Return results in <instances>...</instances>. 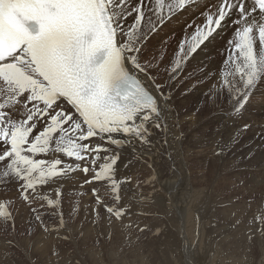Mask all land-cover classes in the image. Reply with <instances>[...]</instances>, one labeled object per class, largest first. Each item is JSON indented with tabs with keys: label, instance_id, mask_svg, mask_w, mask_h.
<instances>
[{
	"label": "bare ground",
	"instance_id": "6f19581e",
	"mask_svg": "<svg viewBox=\"0 0 264 264\" xmlns=\"http://www.w3.org/2000/svg\"><path fill=\"white\" fill-rule=\"evenodd\" d=\"M110 2H111V6H112L111 13H112L114 21L116 23V27H117V31H118V35H119L120 52H121V54H122V56H123V58L125 60L126 66L128 68V71H129V73L132 76H135V77L139 78L148 87V89L151 91V93L154 94L157 97V99H158L157 107H156V109L146 108V109L142 110L141 112L135 114L132 117V121L129 122L126 131L124 130V126H122V128L119 129L118 132L108 135V134L93 132L90 129V127H88L83 122V120L75 113L73 108L69 104L64 102V101H60L59 103H57L56 106L53 107L51 110H49L47 108V106H46V108H47L46 111L49 110L47 118L46 119L36 118V121L32 125L35 129H34V133L31 135V137H37L38 138L39 135L37 133L39 131H43V133H45L46 130H50V127L52 128L51 124H52L54 119L58 120V118H60L61 120L57 121V123L53 126V129H52V130H54V128L59 129L58 133L55 134V135H50V136L48 135L49 136L48 141L50 143L49 144L47 143L48 147L46 149L44 148L45 149L44 150V154L36 157V158H39L41 161L47 162L44 166L42 165L43 167L41 166L42 168L40 167L41 171H43V169H46V168L50 169L52 167L51 163L54 164L55 161L60 159L62 162H65L66 165H67V172L66 173L71 172V175H72V172L76 168L75 171H77L80 174V177H84L85 174H81V172L84 169L80 172L78 170V168L76 167L78 163L77 162L74 163L75 160L74 161H72V160L67 161V160H65L63 158L62 154H60L61 157H59L60 150L63 149L62 152L64 153L65 152L64 148L66 149V147H68L66 151L71 153V151L74 150V147H81V146L85 145V143H80L81 140H83L88 145H90L91 150L92 149L94 150V147L96 146V144L101 142L102 144H105L108 147L107 149H114V151H115V149H117L120 152H123L122 155L123 156L125 155V156H124L123 160L120 163V167H121L120 170L121 171L127 172V173H131V172H140L141 170H143L145 172L148 171L149 173H153V174L156 175L157 182H159V184H160V187L157 188V189H159V191H162L163 195L164 194H166V195H164L165 196L164 199L163 198L162 199L159 198L158 200L155 199V201L152 202L154 205L150 204V206H152V209L153 208H157V211H159V214H161V217L163 218V221L167 220L169 222H172V227L174 228V230H176V232L179 235H181L182 237L184 236L183 238L185 240V244H187L186 248L190 247V249H188L189 250L188 252H192V250L194 249L193 247L197 246L198 249L200 248V244L195 246V244L193 243L194 240H195V237L197 239V237L200 236L199 243H201V241L204 240L206 235H209L208 233H211V235L217 234L216 236H221L222 237V238L220 237L221 239L217 242V244H219L221 246V250L223 249L225 252H227V253H229L231 255L232 254H234V255L235 254H239L238 252H239V250L241 248L240 245H241V243L243 241H244V243H246L250 239H252L256 243L259 242V238L257 236L259 235V229L261 228L262 225L264 226V224H263V222H260L261 223V225H260V223L258 221L257 222L255 221V225L247 224L248 225L247 226V225H245L243 223L244 226H240L239 223H241V222H239L238 225L240 227L234 229L236 227L235 224L237 222L235 224L233 223L235 219H233L232 214H230V211H228V210L231 209V207L229 205H223V208L217 209L218 208L217 206H220V205H218L216 200L215 201H212V200H213L215 194L218 191L220 192V190L222 188H223V190H225V188L223 186H221L222 184L219 185L221 188H218L217 187L218 184H216V182H218V181L222 182L221 178H223L227 173H230V172H228L229 171L228 167H226V166L224 167L222 161H226V160L221 159L222 158L221 155L224 152V143L226 145H231L233 143V139H232L233 132H234L233 130H234V128H238L239 126H244L245 125L244 128H250V131H249L250 133H247L246 137H247V139H250L251 141H253V143L249 144L248 147L251 148V149L248 150V152L246 153L245 156H247V154L249 152H251L253 149H255L256 147H259L261 145L260 146L261 148L259 147L258 149L259 150L263 149V150H261L259 152L258 158L256 157L257 158L256 165L258 166V170L263 171V172L257 173L258 175L246 174V176L229 174L227 178H228V180L237 181L236 186L238 185V187L240 186V188H242L241 182L244 181L245 182V186L249 185V187H248L249 191H252V190L254 191L255 189H257L259 183L264 181V142H261L259 144V141H260V137H259L260 135L259 134H261V136L264 138V120H260L261 123H260V125L258 124L259 125V127H258V126H255L254 124H250V122H249L250 119L247 122V119H245L246 117L241 118V117H239L240 115H238L237 113L235 114L233 112H230L227 115L225 114V116H222L221 113H220V114H217L216 116H213V120H212L213 127H212V130H211V135L209 137H206L205 134L201 133V131L204 129V126H202V122L203 121H200V119H197L199 116H196V114L194 112H192V113L185 112L184 114H182V116L178 113L179 109H180V111L182 109L187 110L188 107L190 105H192V101L194 100V98H197V97L199 98V97H201L202 94H199V93L197 95L194 94L195 96L192 99L189 97L190 95L187 96V97H181V94H178L179 98L175 102V106L177 108H175L174 102H173V100L171 98L170 91H174V90L178 89V86H179V84H178V82H179L178 80L179 79L178 78L181 77V75L184 74L185 69L187 68L188 64H190V65L192 64L193 66L194 65L198 66V64H199V66H200V64L202 63L201 66H203L205 68V71L207 73H210V74L213 73V76L215 77V82H214L215 88H213L214 90L211 89V90H213L212 94H213L214 98L217 97V98H219L218 101L222 102V99H224V95H225L223 93V91L225 89L226 83L230 82V85L231 84L233 85V83H234L233 79L235 78V79H237L235 81H238V79H239L244 84H247V83H249L250 78H251L252 73H253L254 70L259 71L260 69H262L261 72L264 73V45L262 44V42L258 41V44L254 46V50H255V57L254 58L250 57L249 59H247V58H245V56L243 54H238V53H236V56H234L233 55L234 52H233V54H230L228 52V48L227 47L229 46V44L231 42H233V40L230 39V37L224 38V36L226 35L224 32L226 30H230L229 24H227L220 31H218L216 35L211 37L209 39V41H207L203 46H200V43L205 39V36H204L205 29H203V36H201L202 40L200 42H198L199 31L197 29H195L194 26L196 24L200 25V21H201L200 16H201V14H203V19H204L202 25L206 24L207 15L213 13V10L215 8L216 0L209 1V2L205 3V5H197L196 7H192V8L186 9L183 13H181L177 17L171 19L167 23H164V20H165V18H167L169 15H171L172 13H174L178 9V7H179L178 0H165V7H163V2L160 1V0H151V1L143 0L142 7H140L141 0H110ZM187 19H190L191 23H188L190 25L185 28L186 23H184V21L187 20ZM159 24H161V26H160V28L158 30H156L157 27L159 26ZM169 29L173 30L172 32H170L171 35L170 34L164 35V32L165 31L167 32V30H169ZM231 31H233V30H231ZM227 33L230 34L229 32H227ZM168 35H170V36H168ZM234 41H235V39H234ZM177 59H180L179 61L181 62L179 64V66H176V64H175L177 62ZM235 59H237V60H235ZM253 60H255V63H252ZM256 60H257V62H256ZM184 61L186 62V67H184V69H183L181 67V64ZM260 64H261V66H260ZM234 65H238V68H240L239 69L240 73L238 72V73L234 74V71H235V66ZM227 66H229V67H227ZM23 69L26 70V72H28L30 74H31V72H33V68L30 66L29 63H25L23 65ZM223 70H228L227 71L228 73L225 74V75L228 76L227 77L228 79L224 78L226 76L223 75ZM150 71H152L156 75H158V77L160 78L161 82L165 86L164 90L151 77ZM230 74H232V75H230ZM183 79H184V77H183ZM212 79H214V78H212ZM0 80H2V79H0ZM196 80H197V78H196ZM203 80H204V78H203ZM206 80H209V79L207 78ZM184 81H185V79H184ZM187 81H189V80H187ZM194 81H195V79H194ZM180 82H182V81H180ZM198 82H201V80H199ZM262 82L264 83V79L262 80ZM4 85H7V84L5 83ZM4 85H0V88H1V86H4ZM235 85H237V84H235ZM239 85H241V84L238 83V86ZM182 86L181 87L179 86L180 87L179 89H181ZM262 86L264 87V84ZM211 87H213L212 84H211ZM226 88H227V86H226ZM236 88H237V86H236ZM203 89H204V87H203ZM209 89H210V87L208 88V91H209ZM233 89H235V88H233ZM227 91H229V90H227ZM232 91H234V90H232ZM263 91H264V89H261V90L259 89L258 93L262 94ZM47 94H48L47 91H46L45 94H43V93L40 94L39 92H34V94L30 93L26 98H22L21 99L22 101H20L21 104H22V107L19 106V108H20L19 117H22V114H26V117H27L28 108H31L29 111H32L33 109L36 110V109L44 107V104L41 103L42 102L41 99H42V95H45V97H46ZM20 95H22V94H20ZM203 96H205V95H203ZM189 98L191 100L188 101ZM203 98H205V97H203ZM201 99L202 98L198 99L195 102V106H197V109H200V110L202 109V111H203L204 103H203V99L202 100ZM227 99H228V101L230 100L229 98H227ZM208 103H210V102H208ZM223 103H224V101H223ZM240 104H242V103H240ZM206 105H205V108H206ZM200 106H203V107H200ZM220 109H221V107H220ZM16 110L18 111V108H17V106L14 105V111L17 112ZM191 110H193V109H191ZM238 110H239V108H238ZM260 110L261 111L263 110L262 113H264L263 106H261ZM235 111H237V110H235ZM41 113H42V111H41ZM211 113H212V110H211ZM260 114H261V112L258 115H260ZM56 115L58 117H56ZM245 116H247V115H245ZM190 118H191V121H192V122H190L191 126H189V127L186 126L188 128V130H186L185 129L186 127L184 126V124H185L184 120H187V119L189 120ZM192 118H193V120H192ZM242 119H244V121ZM246 124H250V125L247 127ZM188 125H190V124H188ZM45 127H48V128H45ZM208 128H209V126H208ZM218 129L220 130V132H217ZM88 130L89 131L91 130L93 132V134L96 136V138H94V139L93 138H88V141H87L86 140V138H87L86 134H87ZM235 132H234V134H235ZM27 133H29V132H27ZM46 137H47V135H46ZM46 137L42 136V139L46 140ZM234 138H235V136H234ZM244 140H245V138H244ZM206 144H208L210 152L213 151L215 153L214 156L208 155L207 151H205V150L198 149V148H200L201 145L203 147ZM241 145L244 146L245 144H241ZM252 145L254 146L253 148H252ZM241 148H243V147H241ZM5 150L7 152L8 149H5ZM196 150H198V151H196ZM89 152L90 151L87 148H84L83 150H81V154H88ZM94 152H92V153H93V155L95 157L100 156V155H95L96 152L95 153ZM233 153H235L237 158L239 159V156L241 154H237V149H234L231 152V154H230V156L228 158L232 159L233 156H234ZM255 153H257V151ZM72 156H73V154H72ZM245 156H243V157L246 158ZM81 157H82L81 160L85 162V164L83 166H85L87 164H89V166H90L91 160H90V162L86 161L87 159L83 158L84 155L83 156L81 155ZM65 158L67 159V157H65ZM91 158H93V157H91ZM256 158H254V160H256ZM106 159H108V158H106ZM216 159L220 160V161H218V163L215 164V169H209V172L212 173V176H209V174H207V175L203 174V176H199L198 175L199 178H195V175L192 176L193 178H189L188 177L187 170H188L189 167L190 168L193 167V165L195 164V161H198V164L200 166L205 167L206 162H208V161L209 162H213V160H216ZM103 160L105 162V159H103ZM243 160H245V159H243ZM9 161H10V159L7 162H9ZM62 162H61V164H62ZM117 163H119V162H117ZM247 163H248V161H247ZM103 164H105V163H103ZM62 165H65V164H62ZM100 165H101V163H100ZM102 167H104V166H102ZM2 171H3V169L0 170V179H4L5 178L3 173H2ZM89 171L92 172V170H90V169H89ZM116 171L114 172V174L116 173ZM38 172H39V170H38ZM47 174H48V171H47L46 174H43L44 175L43 177H38L40 175V172H39L38 176H37L38 179H39V186L40 185L43 186V187L46 186L45 187V192L48 191L47 188H49V187H47V186L51 185V182H50L51 180L49 178L50 174L49 175H47ZM115 176H117V175H115ZM1 177H4V178H1ZM121 177H123V174H122ZM123 178H125V177H123ZM153 178H155V177H153ZM69 179H72V180H69ZM69 179L66 181V183L70 184V182L72 183V182L75 181L73 178L69 177ZM145 179L149 180L151 178H149V179L145 178ZM187 179H188V181H187ZM215 179H216V182H215ZM32 180L34 181V178ZM53 180H55V179L53 178ZM79 180H81V179H79ZM60 181H62V180H60ZM205 181L207 182V186L197 189L198 186H196V185H199V187H200L202 184H205ZM62 182H60V183H62ZM116 182H118V181H116ZM18 185L19 184H17V186ZM53 186H55V185H52V187ZM57 186L58 185H56V187ZM262 186H264V185H262ZM12 188H13V182H11L9 179L6 180L3 184H0V200H1V197L3 198L4 196H6L8 198L13 197L12 191H11ZM65 188L67 189V184H66ZM92 188H90V189H92ZM97 188H98V186H97ZM124 188H125V190H121L122 191L121 195L123 196V194H124V199L126 198L127 200H124V202L122 201L123 203L127 202L129 204H132V206H133V204H135V205H138V204L145 205L144 203H148V199L146 200L144 197L146 195L148 196L151 193L149 190H145V191H143V193L139 192V191H134L133 189H131V186H129L128 184ZM261 188H259V189H261ZM57 189H58V187H57ZM71 189H73V187ZM84 189H86V188H84ZM104 189H106V188H104ZM75 190H76V188H75ZM106 190H108V189H106ZM41 191H43V190H41ZM68 191H69V188H68ZM36 192H38V190ZM78 192H81V191H78ZM56 193H57V191L55 192V194ZM254 193H256V192H254ZM52 194L50 196H52ZM55 194H53V195H55ZM119 194H120V192H119ZM171 194L173 195V198H175V201L176 200L181 201L183 203V204H181V207L184 206L185 208H183V209H181V207L178 208L179 205L177 207H174L172 205V203H174V202L171 199V197H172ZM250 194H252V193H250ZM56 195H58V194H56ZM206 195H207V197H205ZM47 196H49L48 193H47ZM58 196H61V195H58ZM141 197L144 198V199L142 198L144 200L143 203H140V202H142ZM53 198H55V197H53ZM58 198H60V197H58ZM122 199H123V197H122ZM52 201H51V203H52ZM56 201L59 202L58 200H56ZM211 201H212V203H211ZM229 201L232 203L234 200L233 201L229 200ZM53 202H55V201H53ZM256 202L259 203L260 201L258 200ZM89 203L90 202H88V204ZM19 204L21 205V203H19ZM239 205H240V203H239ZM122 206H123V204H122ZM122 206H121V209L124 208V207L122 208ZM16 207H18V206H16ZM99 207L101 208V206H99ZM246 207H248V206H246ZM57 208H59V207H57ZM126 208H124V210ZM239 208H240V206H239ZM17 209H21V208H17ZM53 209L55 210L54 207H53ZM53 209H51V210L53 211ZM128 209L131 210L130 208H128ZM134 209H136L135 206H133V210ZM102 210H103V207H102ZM143 210H144V208H143ZM23 211H24V208H23ZM96 211L97 210H95V212ZM152 211H154V210H152ZM243 211H245V210L243 209ZM24 212H26V211H24ZM92 212H93V210H92ZM95 212H93V213H95ZM123 212H125V211H123ZM131 212L129 211V213H131ZM135 212H136V210H135ZM211 212L213 214H215V213L217 214L218 219H220V224H219L218 229H213V230L208 231V230H206V226L208 225L206 222H207V217L209 215L207 213H211ZM251 212H252V209H251ZM254 212H252V213H254ZM16 213H18V212H16ZM99 213H101V212H99ZM231 213H233V212L231 211ZM247 213H248V211H247ZM25 214H27V213L22 214V216H25ZM244 214H246V213H244ZM244 214L242 216H245ZM28 215H29V213H28ZM124 215H126V214H124ZM241 215H239L240 218H241ZM138 216H139V214H138ZM210 216H211V214H210ZM210 216H209V218H210ZM253 216H256V214L253 215ZM19 217H20V215H19ZM107 217H108V215H106V219H107ZM172 217L174 218L173 220H171ZM239 217H238V219H239ZM251 217L252 216H251V213H250V218ZM22 218H24V217H22ZM115 218H113V219H115ZM121 218H123V217H121ZM158 219H160V218H158ZM253 219H257V218H253ZM18 220H16V222H18ZM29 220L28 221H27V219L25 220V221H27L26 224L27 223L30 224V222H32V221L29 222ZM120 220H122V219H120ZM236 220H237V218H236ZM250 220L248 221V223L250 222ZM240 221H242V220H240ZM114 222L116 223L115 220H114ZM92 224L95 225V223H92ZM92 224H90V225H92ZM233 224H234V228L232 227ZM19 225H21V224H19ZM114 225L115 224H113V226ZM198 225L199 226L201 225V227H199V230H197V226ZM212 225H214V223ZM212 225H210V226H212ZM113 226H112V228H113ZM152 227H153V225H152ZM64 228H66V227H64ZM161 228H163V227H161ZM219 228L221 230H219ZM200 229H201V235H199L200 233L197 234V231L200 232ZM207 229H208V227H207ZM57 230H59V229H57ZM88 230H90V229H88ZM105 230H107V229H105ZM91 231H92V228H91ZM53 232L57 233V231H53ZM53 232H51V233H53ZM72 232H73V229H72ZM79 232L81 233V231H79ZM79 232H78V234H80ZM88 232H90V231H88ZM97 232H99V231H97ZM97 232L95 233L96 235H97ZM101 232H102L101 234H103V231H101ZM85 233H87V232H85ZM85 233L83 235H85ZM113 233H117V231H115ZM41 234H43V233H41ZM59 234H60V231H59ZM74 234H75V232H74ZM93 234H94V232H93ZM93 234H91V232H90V235H93ZM182 234H184V235H182ZM109 235L110 234L108 233V236ZM119 235L122 236V234H119ZM46 236H48V235H46ZM61 236H63V235H61ZM104 236H103V238H104ZM113 236H115V235H113ZM124 236H126V235H124ZM165 236H166V234H165ZM36 237H38V235ZM85 237H86V235H85ZM85 237L83 239H85ZM97 237L98 236H96V238ZM99 237H100V235H99ZM110 237H112V236H110ZM42 238L43 237H41L40 239H42ZM86 238H89V234H88V237H86ZM123 239H124V237H123ZM34 240H36V239H34ZM49 240H50V238H49ZM37 241H38V239H37ZM115 241H116V238H115ZM183 241H181V242H183ZM27 242H29V239H28ZM42 242H44L43 239H42ZM196 242H198V241H196ZM234 242L237 243L238 245H237V247H235L233 245L236 249H235V251H232L231 245ZM46 243H47V241H46ZM122 243H123V241H122ZM190 243H191V245H190ZM254 243H252V244H254ZM262 244L264 245V243H262ZM262 244L261 245L256 244V246L259 245V247H260L259 249H261V252H262V255H263L264 254V248H262V246H263ZM35 245L37 246L38 249H42L40 251L36 250V252H38V253L45 252V254H46V252L48 250L50 251V248H51V246H50V248L48 247L49 245L45 248L46 244L41 243V242H37V243H35ZM120 245H122V244H120ZM242 245H243L244 248H241V251H240L241 253L240 254H247L248 248L250 247V243H249V246L247 245L248 248H247V246L245 247L246 244L245 245L242 244ZM53 246H52V248H53ZM181 246H183V245H181ZM186 248H185V250H186ZM197 250H196V254H197ZM193 251H195V250H193ZM52 252H53V250H52ZM116 252H115V254H118V252L117 253ZM250 253H253V252L250 251ZM156 255L157 254H155V256ZM93 256H94V254H93ZM88 258L91 259L93 262H95L97 260L96 256L95 257H91L90 256ZM162 258L160 259V261L162 260ZM142 260L143 259H141V261ZM169 260H171V259H169ZM162 262H164V260ZM240 263H242V261ZM261 263H262V261H261ZM122 264H125V263H122Z\"/></svg>",
	"mask_w": 264,
	"mask_h": 264
},
{
	"label": "rangeland",
	"instance_id": "374dc122",
	"mask_svg": "<svg viewBox=\"0 0 264 264\" xmlns=\"http://www.w3.org/2000/svg\"><path fill=\"white\" fill-rule=\"evenodd\" d=\"M200 19H201L200 25L196 24L194 26L195 29H197L199 31L198 42H200L202 40L201 36H203V29H202V23L204 20L203 14H201ZM184 23H186V25H185V28H186L190 25L188 23H191V20L187 19L184 21ZM172 31L173 30L169 29V30H167V32L166 31L164 32V35L170 34V32H172ZM228 31L230 33L231 28H230V30H226L224 32L226 34L224 36V38L230 37V39H232V37H234L232 35L235 33L232 32V33L228 34L227 33ZM170 35H168V36H170ZM234 39H235V37H234ZM231 46L228 49L229 52H231L233 50V46L232 47ZM233 52L234 51H232V53H230V54H233ZM233 55L236 56V52H234ZM179 60L180 59H177V62L175 63L176 66H179V64L181 63ZM235 60H237V59H235ZM256 62H257V60H256ZM201 64H200V66H199V64H198V66H196V65L193 66L192 64L191 65L188 64L187 68L185 69L184 74L178 78L179 79L178 84L180 87L183 85L182 88L179 89L180 87L178 86V89H176L174 91H170V94H171V98L174 102V106H175L176 100L179 98L178 94H181V97H187L190 95L189 97L191 99L194 98V96L197 95L198 93L202 94L201 97H199V98L197 97V98L203 99L204 107L200 106V107H203V111H202V109L201 110L197 109V106H195V102L198 99L194 98V100L192 101V105H190L188 107L189 110L186 108L187 110L182 109L180 111V109H179L178 113L182 116V114H184L185 112H188V113L194 112L196 114V116H199L197 119H200V121H203L202 126H204V129L201 131V133L205 134L206 137H209L211 135V130L213 127V125H212L213 116H216L217 114H220V113L222 116H225V114L227 115L230 112H233L235 114L237 113L238 115H240L239 117H241V118L246 117L245 119H247V122L250 119L249 120L250 124H254L255 126L259 127V125L261 123L260 120H264V113H262L263 110L262 111L260 110L261 106H263V109H264V91L262 94L258 93L259 89L260 90L264 89V87L262 86L264 84L262 82V80L264 79V73L261 72L262 69H260L259 71L254 70L252 73V76L250 78V81L247 84H244L239 79H238V81H235V80H237L235 78L233 79L234 80L233 85L232 84L230 85V82L226 83L227 88L225 86V89L223 91V93L225 95L223 94L224 99L221 98L222 99V102H221V101H218L219 98H217V97L214 98V96L212 94V92L214 90L213 88H215V84H214L215 77L213 76V73H211V74L207 73L205 71V68L203 66H201ZM234 66H235L234 74H236L239 72L240 68H238V65H234ZM260 66H261V64H260ZM181 67L183 69H184V67H186L185 61L181 64ZM227 67H229V66H227ZM227 71L228 70H223V75L226 76V77H224L225 79L228 77L227 75H225L228 73ZM150 73H151V77L155 80V82L158 85H160L162 87V89L164 90L165 86L161 82L158 75H156L152 71H150ZM230 75H232V74H230ZM183 77H184L186 82L184 81ZM196 78H197V80H196ZM203 78H204V80H203ZM207 78L210 81L206 80ZM212 78H214V79H212ZM194 79H195V81H194ZM187 80H189V81H187ZM199 80H201V82H198ZM180 81H182V82H180ZM1 82H2V80H0V85H3ZM238 83L241 84L242 86L241 85L238 86ZM211 84L213 85V87H211ZM235 84H237V85H235ZM208 86L210 87L209 91H208V88H209ZM236 86L238 89L236 88ZM203 87H204V89H203ZM233 88H235V89H233ZM211 89H213V90H211ZM227 90H229V91H227ZM232 90H234V91H232ZM17 93L19 95L21 94L18 91H17ZM32 93L34 94V92H32ZM3 94H4V92H2L0 94V105H4V100H3L4 97L2 96ZM22 95H24V94H22ZM203 95H205V96H203ZM44 97H45V95L42 97L41 100H43ZM203 97H205V98H203ZM190 98L188 99V101L191 100ZM227 98H229L230 100L228 101ZM6 100H8L9 102H12L11 97H8ZM20 101H22V100H20ZM223 101H224V103H223ZM208 102H210V103H208ZM240 103H242V104H240ZM205 105H206V108H205ZM15 106H17V108H18V111L16 110L17 112H15V113L17 114V116H19V114H20L19 106L22 107V104L20 102L19 104H16ZM220 107H221V109H220ZM175 108H177V107L175 106ZM238 108H239V110H238ZM30 109L31 108H28V112ZM191 109H193V110H191ZM33 110H35V109H33ZM44 110H45V108L43 107L39 111V113H38L39 117L44 118V116H43ZM211 110H212V113H211ZM235 110H237V111H235ZM41 111H42V114H41ZM260 112H261V114L258 115ZM245 115H247V116H245ZM19 118L25 119L27 117H26V114H22V117H19ZM192 120H193V118H192ZM242 120L244 121V119H242ZM190 122H192L191 118L189 120L188 119L184 120V123H185L184 126L185 127L191 126ZM10 123H11L10 126L12 129H18L17 124L15 122L11 121ZM188 124H190V125H188ZM250 124H246V126L248 127ZM208 126H209V128H208ZM244 126H239L238 128H234L233 131L234 132L236 130L237 131L235 132V134L233 132V137H232L233 143L231 145H226L224 143V152L221 155L222 156L221 159L226 160V161H222V163H223L224 167L225 166L228 167V170H229L228 172H230V173H227L223 178H221L222 182H220V181L216 182V179H215L216 184H218L217 187L221 188L219 185L222 184L221 186H223L225 188V190H223V188H222L220 190V192L218 191L212 200V201L216 200L218 205H220V206H217L218 207L217 209L223 208V205H229L231 207V209L228 211H230V214H232L233 219L236 220V218H237V220L236 221L234 220V222H233L234 224L237 222L236 223L237 225L235 224L236 227L234 228V224L232 225V227L234 229H236L240 226H244L243 223L245 225H247V224L255 225V221L256 222L258 221L259 223L263 222V224H264V186H262V185H264L263 184L264 181L259 183L257 189H255L254 191L253 190L249 191L248 190L249 185L245 186L244 181L241 182L242 188H240V186L239 187H238V185L236 186L237 181L228 180V178H227L229 174L246 176V174L258 175L257 173L263 172V171L258 170V166L256 165L258 154L261 150H263V149H260V150L258 149L261 145L259 147H256L255 149H253L254 151L252 150L254 153L257 151V153L254 154L251 151L247 154V156H245L246 153L248 152V150L251 149L248 147L249 144L253 143V141H251L250 139H247L246 136H247V133H250L249 132L250 128H244ZM30 127H32V124L30 125ZM187 127L185 128L186 130H188ZM51 129L47 130L45 134L43 133V131H39L37 133L39 135L38 138L40 139L39 140L36 137L38 144L34 143V142L32 143V137L30 136V134H32V133H30V130H29V133H27L28 131L27 132L25 131L24 134L27 133L29 135H25L26 137H23V138H25V140L29 141L30 145L24 153L23 161L21 162V160H20V162H19V161H17V159L14 160L13 158H10L9 162H7L9 160L8 159L7 161L0 163V170L3 169L2 173L5 177V178L1 177L4 179H0V184H3L8 179L11 182H13V188L11 190L13 197L8 198V197L4 196L3 198L1 197V200H0V222H1L0 223V254H1L0 255V258H1L0 264H92V263L93 264H122V263H125V264H139V263L140 264H144V263L145 264H155V263L156 264H158V263L159 264H171V263L172 264H191V263L192 264H264V261H263L264 260V254L262 255L261 249H259L260 248L259 245L264 243V226L263 225L259 229V235L257 236L259 238L258 243H256L252 239H250L248 241L250 243V247H249L250 249L248 248V246H249L248 242L244 243V241H243L241 243V245H240L241 248H244L242 244H244V245L246 244L245 247L248 245L247 246V248H248L247 254L248 255L247 254H240L241 248L238 252L239 254H235V255L234 254L231 255V254L225 252L223 249L221 250V246L219 244H217V242L222 237L216 236L217 234L211 235V233H208L209 235H206V237L204 238L203 241H201V243H199L200 236L197 237V239L195 237V240L193 243L195 244V246L200 244V248L198 249V247L196 246V247H193L194 248L193 250H195V251L192 250V252H188L189 251L188 249H190V247L186 248L187 244H185V240L183 238L184 236L182 237L181 235H179L176 232V230H174V228L172 227V222H169L167 220L163 221V218L161 217V214H159V211H157V208L152 209V206H150V204L154 205L152 202H154L155 199L156 200H158L159 198L164 199V197H165L164 195H166V194L163 195V192L159 191V189H157L160 187V184H159V182H157L156 175L153 173H149L148 171L145 172L143 170H141L140 172H131V173L121 171L120 170L121 169L120 163L125 156V155L124 156L122 155L123 152H120L117 149H115V151H114V149H107L108 147L105 144H102L101 142L96 144V146L94 147V150L93 149L91 150L90 145H88L86 142L81 140L80 143H85V145L81 146V147H74V150L71 151V153H70L71 155L73 154V157L75 156L74 157V160H75L74 163H76V162L78 163L76 166L78 168V170L81 172L84 169L81 172V174H85L84 177H80V174L77 171H75L76 168L72 172V175H71V172L66 173L67 172V165L65 162H62L60 159L57 160L58 163L57 162L54 164L51 163L52 167L50 169H48V168H46L47 170L43 169L44 172L41 171V168L47 162L41 161L39 158H36V157H35L34 161H35V164L38 163V166L31 167V168L26 167V166L32 165V157L33 156H35L38 153L44 154V150L48 147L47 145L50 143L48 141L49 136L52 135L51 134L52 132L55 133V131L58 130V129H56V130H51ZM217 132H220V130L218 129ZM46 135H47V137H46ZM259 135H260L259 136L260 137L259 144H260L261 142H264V138L261 136V134H259ZM42 136L46 137V140H43ZM234 136H235V138H234ZM0 137H1V131H0ZM86 137H87L86 138L87 141H88V138H93V139L96 138V136L93 134V132L91 130L90 131L88 130ZM244 138H245V140H244ZM36 139L34 138L33 140H36ZM241 144H245V145L242 146ZM253 145H252V148L254 147ZM34 146H37V150L35 151V153H31ZM241 147H243V148H241ZM67 148L68 147H66V149L64 148V150L66 151ZM84 148H87L90 151L89 152L90 154L89 153L88 154H81V150H83ZM5 149L6 148L1 149V150H4V152L1 154V151H0V157L6 154ZM198 149L207 151L208 155H212V156L215 155V153L213 151L210 152L208 144H206L203 147L201 145L200 148H198ZM234 149H237V154H241L240 155L241 157L239 156V159L237 158L235 153H233L234 156L232 159L228 158ZM62 151H63V149L60 150L59 157H61L60 154H62V156L65 160L70 161L69 158H67V159L65 158L66 155L63 154ZM196 151H198V150H196ZM92 152H94L95 155H100V156L95 157ZM81 155L82 156L84 155L83 158L87 159L86 161L90 162V160H91L90 166H89V164L83 166L85 164V162L81 160V158H82ZM243 156H245L246 158H244ZM91 157H93V158H91ZM24 158H28L27 159L28 162L25 161ZM102 158L105 159V162ZM106 158H108V159H106ZM254 158H256V160H254ZM243 159H245L246 161ZM218 161H220V160L216 159V160H213V162L208 161V162H206L205 167L200 166L198 164V161H195V164L193 165V167L192 168L189 167L187 170L188 177L193 178L192 176L195 175V178H199V176H203V174L204 175L209 174V176H212V173L209 172V169H215V164H217ZM247 161H248V163H247ZM250 161L251 162L253 161V162L251 163ZM61 162H62V164H65V165H62ZM117 162H119V163H117ZM19 163L21 166H17ZM100 163H101V165H100ZM103 163H105V164H103ZM13 164L16 165L15 166L16 169L12 167ZM102 166H104V167H102ZM89 169L92 170V172L89 171ZM38 170L40 172L39 176H38V173H39ZM47 171H48L47 175L50 174L49 178L51 180L50 181L51 185L47 186L49 188H47L48 191L45 192L46 186L45 187H43L41 185L39 186L38 177H43L44 176L43 174H46ZM115 171H116V173L114 174ZM122 174H123V177H125V178L121 177ZM115 175H117V176H115ZM68 176L70 178H73L75 181L72 183L70 182V184L66 183V181L69 179ZM153 177H155V178H153ZM33 178H34V181L32 180ZM53 178L55 180H53ZM145 178H147V179L151 178V179L146 180ZM79 179H81V180H79ZM60 180H62L63 182ZM69 180H72V179H69ZM116 181H118V182H116ZM187 181H188V179H187ZM60 182H62V183H60ZM65 183L67 184V189L65 188V186H66ZM17 184H19V185L17 186ZM127 184L129 186H131V189H133L134 191H139V192L143 193V191L149 190L152 194L150 193L148 196L146 195L144 197L146 200L148 199V203H144L145 205L133 204V206H135V208H136L134 210H133L132 204H129L127 202L123 203L124 200H127V199L126 198L124 199V194H123V196L121 195L122 194L121 190H125L124 187H126ZM52 185H55V186L52 187ZM56 185H58L57 186L58 189H57ZM69 186L71 188L73 187V189H71ZM97 186H98V188H97ZM196 186H198L197 189L202 188V187H206L207 182L205 181V184H202L200 187H199V185H196ZM92 187L93 188L95 187V188L93 189ZM68 188H69V191H68ZM75 188H76V190H75ZM84 188H86V189H84ZM88 188L89 189L92 188V189L89 190ZM104 188H106L108 190H106ZM259 188H261V189H259ZM40 189L43 191H41ZM37 190H38V192H36ZM55 190L57 191L56 194L61 195V196L56 195ZM78 191H81V192H78ZM119 192H120V194H119ZM254 192H256V193H254ZM47 193L49 196L52 193L55 195L52 194V196L49 197V196H47ZM250 193H252V194H250ZM42 194L43 195L45 194L46 196L45 195L43 196ZM53 197H55V198H53ZM58 197H60V198H58ZM122 197H123V199H122ZM205 197H207V195ZM142 198L143 197H141L142 202H140V203L144 202V200H143L144 198L143 199ZM171 199L174 202V203H172V205L174 207H177L179 205L178 208H180L181 204H183L181 201H178V200L175 201V198H173V195H172ZM52 200L55 202H53ZM56 200H58L60 203L57 202ZM229 200H231V201L234 200V201L231 203ZM258 200L261 203L260 202L257 203L256 201H258ZM51 201H52V203H51ZM212 201H211V203H212ZM240 201L241 202L243 201V202L241 203ZM88 202H90V203L88 204ZM19 203H21V205ZM239 203H240V205H239ZM97 204L99 206H101V208ZM122 204H123V206H122ZM16 206H18V207H16ZM56 206L59 208H57ZM121 206H122V208L123 207L124 208L127 207V208L124 210V208L121 209ZM239 206H240V208L241 207L242 208L240 209ZM246 206H248V207H246ZM53 207L55 208V210L53 209ZM102 207H103V210H102ZM15 208L16 209L21 208V209L16 210ZM23 208H24V211H26V212L23 211ZM128 208H130L131 210H129ZM143 208H144V210H143ZM183 208H185V207L182 206L181 209H183ZM246 208L247 209L249 208V209L247 210ZM51 209H53V211ZM243 209L245 211H243ZM251 209H252V212H254V211L255 212L257 211V212L252 213ZM92 210H93V212H95V210H97L98 212L96 211L97 213L96 212L93 213ZM135 210H136V212H135ZM138 210L139 211L141 210V211L139 212ZM152 210H154V211H152ZM123 211H125V212H123ZM129 211L130 212L132 211V212L129 213ZM231 211L233 213H231ZM247 211L249 214L247 213ZM16 212H18V213H16ZM99 212H101V213H99ZM241 212L243 214L246 213V214H244L245 216H242L243 214ZM24 213H27V214H25V216H22V214H24ZM28 213H29V215H28ZM250 213L252 216L251 218H250ZM124 214H126V215H124ZM138 214H139V216H138ZM207 214H209V215L207 217L206 223L209 226L212 225L213 223H214V225H212L210 227L207 225L206 230L210 231L213 229H218L219 224H220V219H218L217 214L216 213L213 214L212 212L207 213ZM210 214H211V216H210ZM255 214H256V216H253ZM19 215H20V217H19ZM106 215H108L107 219H106ZM239 215H241V218L239 217ZM209 216H210V218H209ZM22 217H24V218H22ZM121 217H123V218L125 217L124 219L126 221ZM157 217L160 219H158ZM238 217H239V219H238ZM113 218H115V219H113ZM253 218H257V219H253ZM26 219H27V221L29 220V222L30 221H32V222H30V224L29 223L26 224V222H27V221H25ZM120 219H122V220H120ZM173 219L174 218L172 217L171 220H173ZM16 220H18V222H16ZM114 220L116 221L117 224L114 222ZM240 220H242V221H240ZM249 220H250V222L248 223ZM22 221L23 222L25 221V222L23 223ZM239 222H241V223H239ZM92 223H95L96 226ZM238 223L240 226L238 225ZM19 224H21V225H19ZM90 224H92L93 226ZM113 224H115V225L113 226ZM152 225H153V227H152ZM260 225H261V223H260ZM89 226L92 228V231H91V228ZM112 226H113V228H112ZM64 227H66V228H64ZM161 227H163V228H161ZM199 227H201V225L197 226V230H199ZM207 227H208V229H207ZM57 229H59V230H57ZM72 229H73V232H72ZM88 229H90V230H88ZM105 229H107L108 231ZM96 230L99 231L100 233L97 232ZM219 230H221V229L219 228ZM53 231H57V233L53 232ZM59 231H60V234H59ZM79 231H81V233ZM88 231H90L91 234H93V232H94V234L90 235V232H88ZM101 231H103V234H101L102 233ZM115 231H117L118 234L113 233ZM51 232H53V233H51ZM74 232H75V234H74ZM78 232L80 234H78ZM85 232H87V233H85ZM96 232H97V235L95 234ZM41 233H43V234H41ZM84 233H85L86 237H88V234H89V238H86L85 235H83ZM108 233L110 234L109 236H108ZM198 233H200L199 235H201V229H200V232L197 231V234ZM119 234H122V236ZM165 234H166V236H165ZM37 235H38V237H36ZM46 235H48V236H46ZM61 235H63V236H61ZM99 235L101 238L99 237ZM102 235L103 236L105 235L104 238ZM113 235H115V236H113ZM124 235H126V236H124ZM182 235H184V234H182ZM96 236H98V237L96 238ZM110 236H112V237H110ZM41 237H43L42 239L44 240V242H42V239H40ZM84 237H85V239H83ZM123 237H124V239H123ZM49 238H50V240H49ZM115 238H116V241H115ZM28 239H29V242H27ZM34 239H36V240H34ZM37 239H38V241H37ZM46 241H47V243H46ZM122 241H123V243H122ZM181 241H183V242H181ZM196 241H198V242H196ZM37 242H41V243L46 244L45 248L48 245H49L48 246L49 248L51 246V248H50L51 252L49 250L46 252V254H45V252H40V253L36 252V250L37 251L42 250V249H38L37 246L35 245V243H37ZM119 243L122 245H120ZM252 243H254V244H252ZM256 244H259V245L256 246ZM181 245H183V246H181ZM190 245H191V243H190ZM233 245L235 247H237L238 244L234 242L231 245L232 251H235L236 248ZM52 246H53V248H52ZM185 248L187 251L185 250ZM262 248H264V245L262 246ZM52 250H53V252H52ZM196 250H197L198 255L196 254ZM116 251L118 252V254H115ZM250 251H252L253 253H250ZM93 254H94V256H93ZM155 254H157V255L155 256ZM90 256L91 257L96 256L97 260L95 262H93L91 259L88 258ZM161 258H162V260L160 261ZM141 259H143L144 261L143 260L141 261ZM169 259H171V260H169ZM163 260H164V262H162ZM241 261H242V263H240ZM261 261H262V263H261Z\"/></svg>",
	"mask_w": 264,
	"mask_h": 264
}]
</instances>
